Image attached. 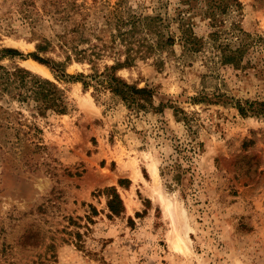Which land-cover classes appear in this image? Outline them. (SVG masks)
<instances>
[{
  "label": "rangeland",
  "instance_id": "rangeland-1",
  "mask_svg": "<svg viewBox=\"0 0 264 264\" xmlns=\"http://www.w3.org/2000/svg\"><path fill=\"white\" fill-rule=\"evenodd\" d=\"M181 1L0 0V49L27 56L49 42L41 57L65 63L63 36L90 52L111 45L118 19H174ZM238 2L217 13L216 30L220 42L250 44L242 69L220 62L203 3L189 13L201 52H186L176 38L174 47L118 72L154 89L159 102L181 110L176 117L169 109L134 114L32 59L0 62L50 80L68 102L66 115L43 119L0 98L7 111L0 114V264H264V118H243L234 105L264 102V0ZM169 32L179 36L176 21ZM119 58L108 51L96 67L102 72ZM65 70L93 73L87 61ZM177 147L190 167L182 185L161 173L179 159ZM109 188L123 201L120 217L100 195Z\"/></svg>",
  "mask_w": 264,
  "mask_h": 264
},
{
  "label": "trees",
  "instance_id": "trees-1",
  "mask_svg": "<svg viewBox=\"0 0 264 264\" xmlns=\"http://www.w3.org/2000/svg\"><path fill=\"white\" fill-rule=\"evenodd\" d=\"M182 0L177 15L174 19H163L161 16L143 17L130 16L128 19L117 20L116 34L112 35L111 45L96 44L90 46L89 50L73 44L71 39L63 36L59 42L60 51L66 55V62H56L52 59L41 57L48 53L51 43L45 42L37 46V52L23 55L14 49H0V62L6 59L27 60L32 59L50 69L57 80L68 83L82 84L85 91L94 90V95L98 96L105 92L109 93L113 99L117 100L130 112L134 114H164L166 110H172L175 117L181 110L170 102H159L154 89L148 86L140 88L138 85L129 84L118 76V72L123 69L132 68L138 59L160 55L168 48L174 47L176 38L181 42L183 48L188 53H199L204 48V39L199 37L191 22L189 14L200 4H205L204 17L209 22V39L213 50H216L222 65L230 66L235 70H240L244 66V60L248 54L250 44L243 43L242 40L237 46L229 42H220V34L216 30L218 22L217 13L225 14L231 5L240 7L238 0ZM177 22L179 36L169 32L171 23ZM242 33V32H241ZM225 43V44H223ZM72 44V45H70ZM120 48H116L118 45ZM120 57L114 66H106L104 71L97 69L98 60L102 59L107 52ZM103 53V54H102ZM124 57L123 60L121 57ZM73 61H87L93 67V73L89 75L80 74L71 76L66 73L67 64ZM96 96V95H95ZM9 97L16 101L21 108L31 109L35 116L49 119L66 115L68 112V102L64 91L50 80L42 79L31 72L14 67L8 69L0 66V98ZM197 102L196 99H194ZM240 116L243 118H264V102L257 101H237L234 103ZM183 113V112H182ZM0 114L6 115L7 111L0 106ZM18 126H24L18 122ZM35 126V125H33ZM34 135L41 133L39 128L32 127ZM36 150L40 147L35 145ZM179 159L173 160L162 168V176L172 175L179 185H182L184 178L190 171V167H184L183 161L187 160L186 150L177 147ZM183 156L181 159L180 157ZM123 182H121V185ZM100 195L106 196L107 207L111 216L120 217L125 214V207L116 188L105 189Z\"/></svg>",
  "mask_w": 264,
  "mask_h": 264
},
{
  "label": "bare ground",
  "instance_id": "bare-ground-1",
  "mask_svg": "<svg viewBox=\"0 0 264 264\" xmlns=\"http://www.w3.org/2000/svg\"><path fill=\"white\" fill-rule=\"evenodd\" d=\"M28 69L43 76V77H49L50 73L48 72V70L38 64H35L33 62H28ZM154 174L156 175V170L153 171ZM166 211H168V208H166ZM170 214V211H169Z\"/></svg>",
  "mask_w": 264,
  "mask_h": 264
}]
</instances>
